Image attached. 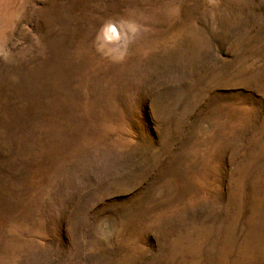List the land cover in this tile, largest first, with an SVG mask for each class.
<instances>
[{"label":"rangeland","instance_id":"374dc122","mask_svg":"<svg viewBox=\"0 0 264 264\" xmlns=\"http://www.w3.org/2000/svg\"><path fill=\"white\" fill-rule=\"evenodd\" d=\"M0 264H264V0H0Z\"/></svg>","mask_w":264,"mask_h":264}]
</instances>
